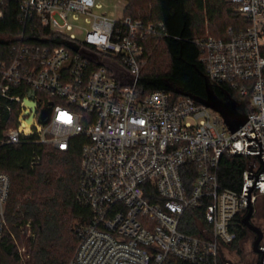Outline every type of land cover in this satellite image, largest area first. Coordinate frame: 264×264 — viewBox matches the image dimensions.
Instances as JSON below:
<instances>
[{
    "label": "built area",
    "instance_id": "2783aa9c",
    "mask_svg": "<svg viewBox=\"0 0 264 264\" xmlns=\"http://www.w3.org/2000/svg\"><path fill=\"white\" fill-rule=\"evenodd\" d=\"M97 1L19 0L23 32L0 59V94L16 104L17 121L2 144L28 141L68 151L74 138L82 139L76 198L91 217L76 228L78 244L68 264H231L224 249L238 238L235 218L249 209L245 190L257 175L248 174L263 167L260 151L248 144L260 150L261 141L264 160V0H227L244 22L223 37L195 38L209 82L249 96V110L241 112L247 121L236 131L191 95L142 94L148 44L166 34L165 26L96 13ZM80 17L90 24L82 41L71 22ZM245 133L257 135L258 142ZM224 154L249 157L241 190L221 188ZM191 162L197 176L187 188L182 174ZM256 184L253 222L264 220L257 208L264 181ZM10 185L0 170V246ZM198 205L205 206L202 237L180 229L185 211ZM255 224L263 231L264 249V225ZM257 254L261 264L263 253Z\"/></svg>",
    "mask_w": 264,
    "mask_h": 264
},
{
    "label": "trees",
    "instance_id": "16d2710c",
    "mask_svg": "<svg viewBox=\"0 0 264 264\" xmlns=\"http://www.w3.org/2000/svg\"><path fill=\"white\" fill-rule=\"evenodd\" d=\"M125 16L162 22L166 34L151 38L148 50L157 40L167 56L166 66L161 54L148 57L139 78L142 94L156 90L191 95L202 101L207 98L206 75L201 57L204 52L195 38L204 35L208 18L212 35L223 37L230 26L244 21L236 6L227 0H125ZM3 16L0 18V59L8 56L9 46L23 32L20 23L19 0H0ZM50 33V29L42 30ZM62 43L60 37L53 38ZM45 41V40H44ZM1 83V74H0ZM215 93L223 100L231 97L238 111L247 113L249 96H242L227 86L213 83ZM14 90L12 93L18 94ZM17 106L0 94V170L11 179L6 204V227L0 246V264H19V246L27 244L29 255L25 264H68L78 244L76 228L91 217L89 208L77 201L76 193L81 176L80 137L72 140L68 151L36 142L2 144L7 130L16 126ZM35 158L39 161L32 163ZM249 157L224 154L220 160L218 178L223 189L241 190L243 172ZM183 180L187 188L197 176L194 163H188ZM258 215L264 213V199L257 202ZM205 206L188 208L183 214L180 229L194 236H204ZM242 215L234 220L238 238L230 247L250 235ZM32 229V238H26V228ZM177 264H183L177 262Z\"/></svg>",
    "mask_w": 264,
    "mask_h": 264
},
{
    "label": "rangeland",
    "instance_id": "374dc122",
    "mask_svg": "<svg viewBox=\"0 0 264 264\" xmlns=\"http://www.w3.org/2000/svg\"><path fill=\"white\" fill-rule=\"evenodd\" d=\"M98 4H101L100 8H96V13H104L107 14L111 18H121L124 15V9L126 7V1L125 0H98ZM71 22L73 23V33H75L79 40H84L85 35L90 28V24L87 23L84 17H80L78 20H74ZM211 33V29L209 27V21L208 18H205V31L203 34ZM149 54L152 57L155 54H161L162 59L167 61V56L165 54V49L162 46V44L157 40L154 42L153 46L149 48ZM212 114L215 115V113L212 111ZM254 223H258L260 225H264V220H257L254 219ZM32 229L30 226L26 228V238H32ZM252 235L250 234L241 242H239L238 247L242 251L241 254L238 253V250L233 249L232 247H225L224 252L227 257V259L233 261L235 264H259V256L257 253L253 252L252 250V243L253 240H250ZM27 244H23L19 246V253L21 255V261L19 264H25V261L28 259L29 255L27 253Z\"/></svg>",
    "mask_w": 264,
    "mask_h": 264
},
{
    "label": "water",
    "instance_id": "95a60500",
    "mask_svg": "<svg viewBox=\"0 0 264 264\" xmlns=\"http://www.w3.org/2000/svg\"><path fill=\"white\" fill-rule=\"evenodd\" d=\"M206 91H207V98L202 100V102L205 103L210 108H212L213 110L217 111L224 118L225 123L229 126V128L232 131H236L242 125L245 124V122L247 121V116L245 114H242L240 111H238L235 101L232 100L231 98H228L226 100L221 99L215 93V91L213 89V85L209 82L207 77H206ZM49 112H50V110H46L44 112V117L47 116L49 114ZM44 121H46L45 118H44ZM250 131L251 132L255 131L254 126H253V128ZM244 135L247 136L246 133ZM252 139L257 140V142H258L257 135L255 137H252V138L248 137V140H252ZM258 143H259V146H260V150L250 149L251 146H254L253 144H248V149L251 150V151H260V153L257 154V155L261 159L263 167H262V170L258 174H248V178H252L253 175H257V177H256V180L253 182L252 186H246V187H250L249 190H245V191L248 192V195L245 194V196H248L247 206H249V209H248L247 213L243 216L242 222L250 231L255 233L256 237H255V239L253 240V243H252V250L255 253H260V252L263 253L262 258H261V264H264V262H263L264 249H260L259 248V243H260V241L263 238V231L261 230V228L257 224H255L252 221L253 206L251 205V201H250L251 191L257 185L256 181L257 180L264 181V179H259L260 173L264 172V160L261 157V155H262V152H261V150H262V142L260 141ZM220 251L222 253V256H223L224 260H226V258L224 257V254H223L221 249H220ZM226 261H228L231 264H233L229 260H226Z\"/></svg>",
    "mask_w": 264,
    "mask_h": 264
},
{
    "label": "flooded vegetation",
    "instance_id": "af4514ba",
    "mask_svg": "<svg viewBox=\"0 0 264 264\" xmlns=\"http://www.w3.org/2000/svg\"><path fill=\"white\" fill-rule=\"evenodd\" d=\"M250 234L252 235V237H251V239H250V240H254V239H255V237H256L255 233H254V232H252V231H250Z\"/></svg>",
    "mask_w": 264,
    "mask_h": 264
}]
</instances>
